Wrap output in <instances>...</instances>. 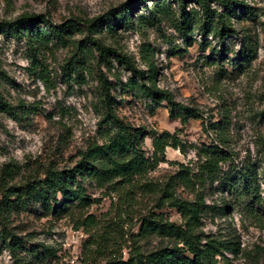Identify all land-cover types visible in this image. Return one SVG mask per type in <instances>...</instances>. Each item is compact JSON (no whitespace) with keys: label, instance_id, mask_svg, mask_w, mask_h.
<instances>
[{"label":"rangeland","instance_id":"374dc122","mask_svg":"<svg viewBox=\"0 0 264 264\" xmlns=\"http://www.w3.org/2000/svg\"><path fill=\"white\" fill-rule=\"evenodd\" d=\"M128 1L0 0V23L15 22L23 15H46L54 25L60 26L81 17L100 18ZM248 3L253 15L235 20L238 35L227 39L224 50L217 39L206 38L215 52L209 47L202 49L206 39L195 33V44L180 54L186 49L185 42L166 26L144 32L123 29L115 35L104 29L98 35L107 45L124 49L138 62L145 43L154 47L160 88L171 92L179 103L199 110L204 120L186 121L181 116L172 119L167 104L158 107L124 92L122 86L130 73L118 65L110 70L90 58V54L83 57L79 48L80 44L84 45L86 35L82 32L69 34L66 44L43 52L39 58L41 65L31 60L25 40L0 33L3 73L0 93L13 108V114L0 109V175L8 163L25 164L30 170H41L50 163L60 168L73 166L78 154L90 144L104 143L107 136L100 121L101 74L112 85L119 116L147 133L144 148L148 155L153 152L152 132L162 135L168 131L182 142V151L167 148V162L151 174L153 178H168L176 173L179 163L196 164V154L202 146L219 142L210 128L212 123L219 127L226 123L224 133L228 141L223 151L227 156L221 179H234L240 171L251 167L260 172L264 166V0H248ZM248 37L256 52L243 66L232 70L226 63L237 60ZM261 189L263 193L264 186ZM89 194L99 199L90 213L100 218L109 211L112 200L102 198L95 190ZM222 199L235 206L227 216L220 211ZM206 202L213 210L203 219L205 233L240 244L239 255L226 254L229 263L264 264V219L252 217L245 204L238 205L235 198L223 193L220 183L209 191ZM137 203L143 211L150 209L149 199ZM163 212L172 222L182 224L176 210ZM137 215L123 224L126 239L139 232ZM15 225L22 237L28 234V248L46 245L56 258L42 261L25 253L13 254L2 248L0 242V264H106L102 256H96L94 249L91 251L87 246L89 233L78 230L67 218L55 222L43 217L40 206L31 207ZM128 252L124 249L125 258Z\"/></svg>","mask_w":264,"mask_h":264},{"label":"trees","instance_id":"16d2710c","mask_svg":"<svg viewBox=\"0 0 264 264\" xmlns=\"http://www.w3.org/2000/svg\"><path fill=\"white\" fill-rule=\"evenodd\" d=\"M248 15H253L248 0H129L100 18L81 17L60 26L54 25L46 15H23L12 23L1 22L0 33L25 40L31 60L41 65L39 58L43 52L66 44L69 34L82 32L86 35L84 45L80 44L79 48L83 57L90 54V58L110 70L118 65L130 73L122 86L124 92L149 100L158 107L167 104L172 119L181 116L186 121L189 118L204 120L199 110L179 103L171 92L160 88L154 47L145 43L138 62L124 49L107 45L98 35L104 29L115 35L123 29L144 32L166 26L184 40L186 49L180 54L195 44V33L204 39L214 37L224 50L227 39L238 35L235 20ZM207 47L212 52L216 50L211 48L208 39L201 44L202 49ZM255 52L252 39L245 38L237 60L226 63L227 67L239 69ZM2 75L0 71V77ZM99 80L100 121L107 136L104 143L90 144L78 154L73 166L60 168L50 163L41 170H30L25 164L8 163L2 169V248L42 261L56 258L46 245L28 248V234L22 237L20 228L15 225L31 207L40 206L43 217H50L55 222L67 218L78 230L89 233L87 246L91 251L94 249L96 256H102L106 264H230L226 254L237 256L242 250L235 241H223L205 233L203 219L213 210L206 202L207 195L216 183H220L223 193L235 198L238 205L245 204L252 217L264 219V192L261 189L264 166L260 172L251 167L240 171L234 179H221L222 164L227 156L223 151L228 141L224 133L226 123L220 127L212 123L210 128L215 133V141L219 142L202 146L196 154V164L179 163L176 173L168 178H153L151 174L167 162V148L182 151V142L168 131L162 135L152 132L153 152L148 155L144 148L147 133L119 116L109 79L101 74ZM0 109L13 114L12 106L1 93ZM262 145L264 148V141ZM90 190L112 200L109 211L100 218L90 213L99 202L89 194ZM146 199L150 201V209L143 211L137 202ZM222 202L220 211L226 216L231 214L235 206L225 199ZM169 209L181 215L182 224L165 216L163 211ZM136 215L139 232L126 239L123 224L127 218L134 219ZM124 249L129 250L127 258Z\"/></svg>","mask_w":264,"mask_h":264}]
</instances>
